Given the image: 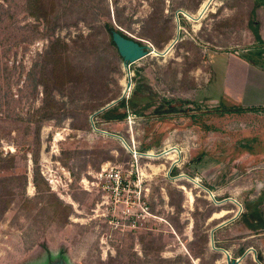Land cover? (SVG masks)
I'll return each instance as SVG.
<instances>
[{"label": "rangeland", "instance_id": "obj_1", "mask_svg": "<svg viewBox=\"0 0 264 264\" xmlns=\"http://www.w3.org/2000/svg\"><path fill=\"white\" fill-rule=\"evenodd\" d=\"M204 1L50 0L36 39L30 3L0 0V264H264V105L222 90L223 56L264 66V0L182 14ZM107 22L159 51L179 37L124 66ZM105 163L148 188L135 227L112 230L81 183Z\"/></svg>", "mask_w": 264, "mask_h": 264}, {"label": "built area", "instance_id": "obj_2", "mask_svg": "<svg viewBox=\"0 0 264 264\" xmlns=\"http://www.w3.org/2000/svg\"><path fill=\"white\" fill-rule=\"evenodd\" d=\"M129 91V90H128ZM83 187L98 197L96 206H105V216L112 230H123V225L135 227L138 221L151 216L147 202L148 188L140 185L137 169H123L105 163L82 180Z\"/></svg>", "mask_w": 264, "mask_h": 264}, {"label": "crops", "instance_id": "obj_3", "mask_svg": "<svg viewBox=\"0 0 264 264\" xmlns=\"http://www.w3.org/2000/svg\"><path fill=\"white\" fill-rule=\"evenodd\" d=\"M226 63L223 92L236 105H264V66L238 55L222 57ZM227 97V95H226ZM225 101V99H224Z\"/></svg>", "mask_w": 264, "mask_h": 264}, {"label": "water", "instance_id": "obj_4", "mask_svg": "<svg viewBox=\"0 0 264 264\" xmlns=\"http://www.w3.org/2000/svg\"><path fill=\"white\" fill-rule=\"evenodd\" d=\"M181 12H182V14L184 16L187 14L186 11H182L181 10ZM176 19L178 20V14L177 13H176ZM178 37H179V24H178V27H177V33H176V38H175L174 43L176 42ZM111 39H112V41H113V43H114V45H115V47L117 49V52H118L119 56L122 59V63H123L124 66H127L128 64L139 60L140 58H142L145 55H147L150 51L157 52V54H159V55H164V50H165L164 48L165 47L161 51L156 50V49L152 48L149 44L144 43V41H142V40L134 39L132 37L130 38V37L123 36L117 30H112L111 31ZM174 43L171 44V49H172ZM126 85H127L126 91L123 90L122 94L117 99H115V100L111 101L110 103L104 105L97 112H101L103 110L108 109L114 103H117L122 98L126 97V94H127L128 90L130 89V86H131L129 81L126 83ZM114 136L120 138L123 141L124 145L126 147H128L127 144L124 142V140L120 136H117V135H114ZM181 176H183V175H181ZM189 179H191V178H189ZM191 180L194 181L193 179H191ZM204 189L207 190L208 192H210L207 188L204 187ZM210 195H211V197H214L212 193H210ZM238 206H239V209H240V204H238ZM209 242H210V245H212V247H214L213 246V240H212L211 236H210ZM216 249L222 251L225 254L226 261L228 262V264H237L238 263V260L230 259V255H229V253L226 250H224L222 248H216Z\"/></svg>", "mask_w": 264, "mask_h": 264}, {"label": "trees", "instance_id": "obj_5", "mask_svg": "<svg viewBox=\"0 0 264 264\" xmlns=\"http://www.w3.org/2000/svg\"><path fill=\"white\" fill-rule=\"evenodd\" d=\"M27 1L30 3V8H32V11L29 13V15L32 16V18L34 19L33 27H35L37 29V31H36L37 32L36 33L37 34L36 39H40L41 37H43V33H42V31H39L38 28H39V26H40L42 21H44V22L47 21L48 11H47L46 6L49 5L48 2H50V0H27ZM105 27H106L107 31L110 33V41H111V43L113 45H114V43H113V41L111 39V31L112 30H117L118 32H120L125 37H130L124 31H122V30H120L118 28H115V26L112 25V23H110V22L105 23ZM56 41L57 42H55V43L57 45V48L62 47V45L59 42L60 39H57ZM51 61H52V67H51L52 74L55 77V79L59 82L61 80V78L63 77V73L62 72H63V66H64L63 61H62V57H61V54H60L59 51H55L52 54ZM126 103H127V100L124 97L120 101H118V104H117L116 107H125ZM116 107H113V108L109 109L107 112H115L116 109H117ZM124 117H125V113L124 112L123 113H118L116 115V118H119V119H122ZM37 136H38V134H37ZM33 161L36 162L37 161V157L36 158L33 157ZM39 178H41V177L39 176L38 170H36V172H34V181L37 182ZM241 252L242 251H240V253ZM257 259H258V261L264 263L263 260H262V256L261 255L257 254Z\"/></svg>", "mask_w": 264, "mask_h": 264}, {"label": "bare ground", "instance_id": "obj_6", "mask_svg": "<svg viewBox=\"0 0 264 264\" xmlns=\"http://www.w3.org/2000/svg\"><path fill=\"white\" fill-rule=\"evenodd\" d=\"M212 2H213V0H205L204 2H203V4L201 5V7H200V9L198 10V13H196L197 14V18H194V17H192V15H190V14H186L185 16L189 19V20H193V21H199V19L200 18H202L204 15H205V13L208 11V9H209V7H210V5L212 4ZM174 41H175V39L174 40H172V41H170V43L167 45V47L165 48V50H164V55H166V54H168V53H170V51H171V44L172 43H174ZM154 52V51H153ZM154 54H157V52H154ZM159 55V54H158ZM126 87H127V85H126ZM124 91H126V89L124 90ZM174 152V153H173ZM165 154L164 155H169L170 157H168V158H172V157H174L175 155L176 156H179V152L177 151V150H175V149H171V148H169V150L166 152H164ZM174 154V155H173ZM191 182H193V181H191ZM194 184H196L195 182H193ZM197 185V184H196ZM197 186H199V185H197ZM208 193V192H207ZM209 194V196H210V198H212L211 197V195H210V193H208Z\"/></svg>", "mask_w": 264, "mask_h": 264}]
</instances>
